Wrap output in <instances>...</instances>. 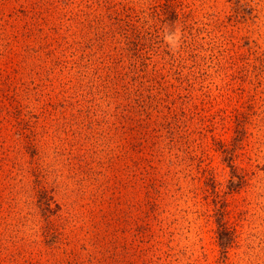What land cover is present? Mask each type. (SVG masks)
I'll return each instance as SVG.
<instances>
[{"label": "rangeland", "instance_id": "374dc122", "mask_svg": "<svg viewBox=\"0 0 264 264\" xmlns=\"http://www.w3.org/2000/svg\"><path fill=\"white\" fill-rule=\"evenodd\" d=\"M0 264H264V0H0Z\"/></svg>", "mask_w": 264, "mask_h": 264}, {"label": "trees", "instance_id": "16d2710c", "mask_svg": "<svg viewBox=\"0 0 264 264\" xmlns=\"http://www.w3.org/2000/svg\"><path fill=\"white\" fill-rule=\"evenodd\" d=\"M220 213L222 215L223 210ZM219 229H220L219 230V237L221 239L220 244L224 248L223 250H226L225 247L227 245L228 240H225L224 237H225V234L231 233V232H230L229 228L227 227L225 221H221V220H219Z\"/></svg>", "mask_w": 264, "mask_h": 264}]
</instances>
